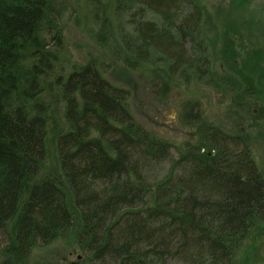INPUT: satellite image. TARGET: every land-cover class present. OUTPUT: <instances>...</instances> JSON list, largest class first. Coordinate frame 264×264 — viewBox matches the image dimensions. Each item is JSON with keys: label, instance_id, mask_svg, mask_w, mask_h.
Returning a JSON list of instances; mask_svg holds the SVG:
<instances>
[{"label": "trees", "instance_id": "trees-1", "mask_svg": "<svg viewBox=\"0 0 264 264\" xmlns=\"http://www.w3.org/2000/svg\"><path fill=\"white\" fill-rule=\"evenodd\" d=\"M70 1L0 0V264H28L57 242L80 252L77 264H238L264 233V173L245 120L230 134L202 118L197 143L179 147L146 129L130 92L100 70L111 64L68 70L60 18ZM84 1L98 45L128 71L162 61L169 77L233 98L262 85L264 53L240 64L228 44L230 73L215 78L198 0ZM251 119L264 122V107Z\"/></svg>", "mask_w": 264, "mask_h": 264}, {"label": "rangeland", "instance_id": "rangeland-1", "mask_svg": "<svg viewBox=\"0 0 264 264\" xmlns=\"http://www.w3.org/2000/svg\"><path fill=\"white\" fill-rule=\"evenodd\" d=\"M198 1L205 9L204 29L212 57L211 71L222 82V75L227 70L230 73L229 64L221 54L227 44L238 49L239 63L247 58L249 51V55L255 51L264 53V0H252L249 4H239L238 0ZM93 9L84 0H71L60 18L68 70L74 64H85L94 58L111 64L110 68L103 66L104 70H100L105 74L110 71L106 74L107 80L130 92V109L137 121L146 129L161 134L176 147L199 140L201 134L194 127L197 119L192 115L199 114L208 124L222 127L230 134L239 131L235 124L243 118L252 154L264 173V122L251 119L259 115L264 107V72H261L260 87L241 98H233L239 94L229 92L226 87L207 86L199 79L189 84L182 75L169 77L167 64L162 61L152 59L142 69L128 71L115 64L109 53L98 45L100 30ZM185 9V14L190 11L189 7ZM118 31L125 33L128 30ZM46 36L50 40L51 37ZM165 82L171 83L166 87ZM172 153L177 159V150ZM169 168L170 164H166L159 174ZM79 256L80 252L68 244L57 242L34 249L28 264H77ZM243 259H247L248 264H264V233L246 242L236 261L244 264Z\"/></svg>", "mask_w": 264, "mask_h": 264}, {"label": "flooded vegetation", "instance_id": "flooded-vegetation-1", "mask_svg": "<svg viewBox=\"0 0 264 264\" xmlns=\"http://www.w3.org/2000/svg\"><path fill=\"white\" fill-rule=\"evenodd\" d=\"M202 117L199 116V114H197V126L200 124V121H201ZM197 131H198V128H197ZM199 132V131H198ZM198 139V138H197Z\"/></svg>", "mask_w": 264, "mask_h": 264}, {"label": "bare ground", "instance_id": "bare-ground-1", "mask_svg": "<svg viewBox=\"0 0 264 264\" xmlns=\"http://www.w3.org/2000/svg\"><path fill=\"white\" fill-rule=\"evenodd\" d=\"M80 235H82V234H80ZM67 246V245H66Z\"/></svg>", "mask_w": 264, "mask_h": 264}]
</instances>
